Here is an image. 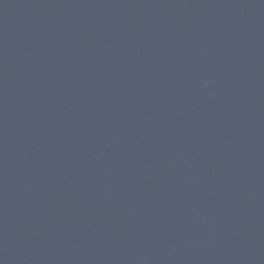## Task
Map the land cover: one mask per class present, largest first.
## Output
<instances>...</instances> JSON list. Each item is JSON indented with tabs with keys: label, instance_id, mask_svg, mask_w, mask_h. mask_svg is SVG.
<instances>
[{
	"label": "water",
	"instance_id": "obj_1",
	"mask_svg": "<svg viewBox=\"0 0 264 264\" xmlns=\"http://www.w3.org/2000/svg\"><path fill=\"white\" fill-rule=\"evenodd\" d=\"M0 264H264V0H0Z\"/></svg>",
	"mask_w": 264,
	"mask_h": 264
}]
</instances>
